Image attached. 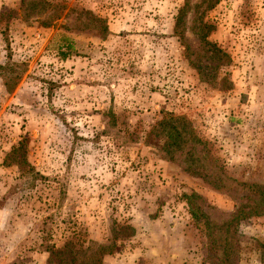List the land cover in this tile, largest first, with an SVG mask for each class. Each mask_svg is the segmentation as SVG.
Masks as SVG:
<instances>
[{"label":"rangeland","instance_id":"374dc122","mask_svg":"<svg viewBox=\"0 0 264 264\" xmlns=\"http://www.w3.org/2000/svg\"><path fill=\"white\" fill-rule=\"evenodd\" d=\"M7 59L24 71L0 82V264L66 240L115 243L102 264H264V214L231 223L234 248L226 228L264 208V0H0ZM163 112L187 122L178 149ZM21 138L40 177L4 162Z\"/></svg>","mask_w":264,"mask_h":264},{"label":"trees","instance_id":"16d2710c","mask_svg":"<svg viewBox=\"0 0 264 264\" xmlns=\"http://www.w3.org/2000/svg\"><path fill=\"white\" fill-rule=\"evenodd\" d=\"M207 6H213L219 0H204ZM96 21V23L100 27L101 36L103 38L107 28L101 18L98 16H92L90 18ZM204 44H209V42L205 41ZM65 50H60L59 53L62 57H64L68 51H70V47L67 45L64 47ZM213 55H219L221 51L216 46H212L211 48H207ZM24 71V64L21 61L13 62L10 59H7L3 64H0V82L3 86L5 92H10L11 89L15 86L17 80L20 77V74ZM162 117L155 122L154 129L157 131L155 136L161 140L162 145L161 148L166 149L167 147H172L175 149L180 148L181 143L183 142L184 133H188L186 130V120L182 116H173L169 113H162ZM190 134V133H189ZM26 138H21L15 145L11 146L9 151L4 157V162L12 163L16 166L19 171L20 176H36L40 177V174L34 171L33 167L28 164L26 161ZM257 189L263 192L264 197V186H256ZM188 198V197H187ZM264 204V200L262 201ZM264 207V206H263ZM263 210L260 209V206L253 207L250 211L242 212L239 210L235 216H233L229 223H227V231L229 230V234L227 235L228 244H234L233 235L230 234L231 229L230 225L232 222H238L239 219H243L248 215H256V214H264ZM191 215L194 219L200 216L197 213V210H190ZM205 222V221H204ZM206 223L207 236L210 234V230H208V225ZM131 230L130 226H122L120 228V232L118 233L121 236H126V232ZM230 245V248H232ZM210 247V246H209ZM234 248V246H233ZM116 249V245L113 242L105 245H97L94 249L88 246H83L82 244L75 243L72 240H66L59 247H55L52 244H44L42 245V251L47 253L46 263L47 264H102V256L111 254ZM228 250V249H227ZM212 256V250L208 248L207 250V260L211 261L212 264H231V249L225 253L224 258L222 260L212 261L210 257Z\"/></svg>","mask_w":264,"mask_h":264}]
</instances>
